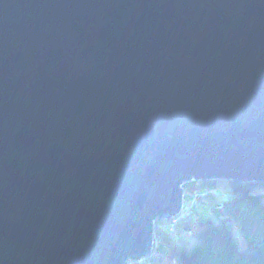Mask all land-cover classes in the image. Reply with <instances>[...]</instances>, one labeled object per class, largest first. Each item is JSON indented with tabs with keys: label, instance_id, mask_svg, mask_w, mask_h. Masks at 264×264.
I'll use <instances>...</instances> for the list:
<instances>
[{
	"label": "water",
	"instance_id": "1",
	"mask_svg": "<svg viewBox=\"0 0 264 264\" xmlns=\"http://www.w3.org/2000/svg\"><path fill=\"white\" fill-rule=\"evenodd\" d=\"M217 180L264 183V0H0V264H128Z\"/></svg>",
	"mask_w": 264,
	"mask_h": 264
},
{
	"label": "trees",
	"instance_id": "2",
	"mask_svg": "<svg viewBox=\"0 0 264 264\" xmlns=\"http://www.w3.org/2000/svg\"><path fill=\"white\" fill-rule=\"evenodd\" d=\"M220 182L228 184L230 196L211 208V216L199 220L193 243L175 245L159 232L175 264H264V183L191 181L184 188L211 189Z\"/></svg>",
	"mask_w": 264,
	"mask_h": 264
},
{
	"label": "rangeland",
	"instance_id": "3",
	"mask_svg": "<svg viewBox=\"0 0 264 264\" xmlns=\"http://www.w3.org/2000/svg\"><path fill=\"white\" fill-rule=\"evenodd\" d=\"M228 189V184L220 182L216 188L209 189L204 186H196L192 190H185L183 204L192 203L191 218L186 215V218L181 219V221L178 223L176 222V224L172 223V218L174 216L170 219H158L155 221L153 249L149 255L155 253V258L157 260L151 264H175V260L170 256L168 246L160 238L159 232L168 235L171 242L175 245H181L184 242L188 244L193 243L195 241L196 230L199 228V220L207 215L211 216V208L214 205H218L220 200H222L221 198L224 199L225 197L230 196ZM159 223L169 224V226L166 229L160 227ZM239 238L240 241H243L241 236ZM141 263L150 264V261L144 262V260H142Z\"/></svg>",
	"mask_w": 264,
	"mask_h": 264
},
{
	"label": "built area",
	"instance_id": "4",
	"mask_svg": "<svg viewBox=\"0 0 264 264\" xmlns=\"http://www.w3.org/2000/svg\"><path fill=\"white\" fill-rule=\"evenodd\" d=\"M197 200V199H196ZM186 204V205H185ZM192 203H184L183 205H182V208H181V210L179 211V213L178 214H176L172 219H173V221H172V223H175L176 224V222L178 223L179 221H181V219H184V218H186V215H188L189 217H190V215H191V211H192ZM191 218V217H190ZM159 226L160 227H163V228H168V226H169V224H161V223H159ZM151 259V260H150ZM153 259V260H152ZM142 260H144V262H148V261H150V264L152 263V262H154L155 260H156V258H155V253H153V254H151V255H149V256H145V257H143V258H140V259H137V260H131L130 262H129V264H135V263H138V264H143V263H141V261Z\"/></svg>",
	"mask_w": 264,
	"mask_h": 264
}]
</instances>
